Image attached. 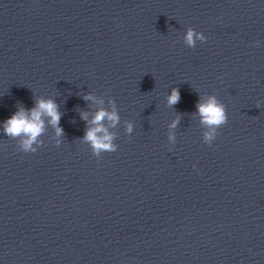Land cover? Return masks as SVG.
Returning a JSON list of instances; mask_svg holds the SVG:
<instances>
[{
    "label": "clouds",
    "instance_id": "clouds-1",
    "mask_svg": "<svg viewBox=\"0 0 264 264\" xmlns=\"http://www.w3.org/2000/svg\"><path fill=\"white\" fill-rule=\"evenodd\" d=\"M195 39L202 41L207 38L201 33L196 32L192 28H189L185 35V42L187 45L194 46ZM259 45V41L256 42ZM179 90L173 88L170 96L168 97L169 105H174L178 102ZM84 99H93L90 95L85 96ZM197 110L201 117V122L206 126L213 129L212 133H205V141L211 142L214 139V130L221 125H225L228 122V116L225 106L217 101L214 96H210L206 102L197 103ZM43 116L50 117L49 123L56 128V134L62 135V129L58 126L60 120V113L57 110V105L51 99H40L37 101L36 106L31 110H26L20 107L16 113L4 122L5 134L11 137L22 136L21 148L25 153H35L37 151L33 145L36 143L37 138L42 134L44 130ZM86 119V116H82ZM107 118L115 126L119 122V116L115 110L108 112L103 109L98 110L90 122L95 125L87 130L84 140L89 142L94 153L99 155L100 151L115 152L116 146L112 144V136L108 134L107 130L103 127L102 121ZM177 122H173L172 127L176 126ZM131 125H128V130L131 131ZM103 133V135H98Z\"/></svg>",
    "mask_w": 264,
    "mask_h": 264
}]
</instances>
